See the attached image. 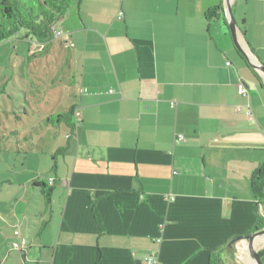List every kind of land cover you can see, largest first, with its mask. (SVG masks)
Masks as SVG:
<instances>
[{"label": "crops", "instance_id": "0c3cea01", "mask_svg": "<svg viewBox=\"0 0 264 264\" xmlns=\"http://www.w3.org/2000/svg\"><path fill=\"white\" fill-rule=\"evenodd\" d=\"M224 7L225 0H74L58 28L68 38L37 40L30 56L57 51L64 66L55 67L54 103L20 128L40 142L57 132L47 155L59 154L47 161L46 178L39 169L25 179H54L50 214L31 230L38 249L31 256L34 245H26L25 264H145L149 254L161 264H209L224 247L223 264H248L246 241L228 243L251 233L262 214L251 183L264 162V73L241 57ZM232 11L241 46L264 64V0H232ZM238 105H249L256 121ZM28 185L23 213L11 214L20 224Z\"/></svg>", "mask_w": 264, "mask_h": 264}, {"label": "rangeland", "instance_id": "374dc122", "mask_svg": "<svg viewBox=\"0 0 264 264\" xmlns=\"http://www.w3.org/2000/svg\"><path fill=\"white\" fill-rule=\"evenodd\" d=\"M51 15L52 18H55V27H63L60 24L61 19H58V16L53 12ZM26 35H29L28 39ZM37 44L36 36L25 28H20L8 39L0 41V264H25L22 259L25 249L13 248L14 243L20 241L19 235H16L15 231L22 230L24 232L28 247L29 244L34 245L31 250V256H34L38 249V236L31 230L34 229L36 232L41 230L44 223L40 221V214H50V206H46L43 202V194L39 187H33L28 181L27 223L20 224L11 216V214L23 213V202L26 200L22 195H24L25 184H28V182L25 183V179L34 175L35 172L48 170L44 175L46 178L50 173V168L47 169V161L56 156L59 158V154H55L56 152L54 155H47L53 138L58 136L57 132L55 137L48 134L43 136V140L40 142V138L36 136L37 133L30 134L25 139V135H22V129H20L24 126L23 123L31 125L29 120H35L38 110L42 108L46 110L54 103L56 98L55 90L51 89L53 88L52 79L55 77L57 68L64 66L57 51L52 50L45 60L40 57L34 59L30 56L29 51L36 50ZM54 44L57 45L56 42ZM5 110L15 112L13 114L19 117L22 115V119L8 121ZM25 110L29 113L30 119L25 117ZM56 114L53 116L55 121L58 116ZM3 124L8 130L3 129ZM60 131V139H62L65 133H63V129ZM41 146L45 150L44 154H41ZM39 169L42 171H38ZM31 188L36 189V192H31ZM51 227L50 224H47L46 241L52 238ZM44 235L45 233H43V238ZM12 238L14 239L12 240ZM254 245L256 248L263 247V245L258 246L257 243ZM246 249L245 251L248 252ZM236 259L239 264H244L241 259ZM27 264L36 263L29 262Z\"/></svg>", "mask_w": 264, "mask_h": 264}, {"label": "trees", "instance_id": "16d2710c", "mask_svg": "<svg viewBox=\"0 0 264 264\" xmlns=\"http://www.w3.org/2000/svg\"><path fill=\"white\" fill-rule=\"evenodd\" d=\"M73 1L0 0V41L8 39L20 28H25L29 33L34 34L38 41L44 42L52 40L54 38L52 26H55V18H52L51 12L55 13L59 19L66 13ZM217 8L219 6L209 9V15L214 14L218 10ZM241 57L248 65L242 54ZM63 117L64 115L57 116V118ZM32 186L39 187L45 203H50L54 189L51 184H47L43 180H34ZM251 189L254 197L262 206V214L259 215L257 224L252 229L253 232L264 227V162L260 164L253 175ZM224 249H227V247L213 250L209 264H223L222 258L218 257L217 259V256H220V252ZM258 254L264 264V247L259 249Z\"/></svg>", "mask_w": 264, "mask_h": 264}, {"label": "water", "instance_id": "95a60500", "mask_svg": "<svg viewBox=\"0 0 264 264\" xmlns=\"http://www.w3.org/2000/svg\"><path fill=\"white\" fill-rule=\"evenodd\" d=\"M225 13H226V19H227V24L229 26V29L231 31V35L234 41V44L237 48V50L245 57L246 61L248 62V64L264 73V64L259 63L258 61H253L250 56L247 54V52L245 51V49L241 46L239 40H238V36H237V24L233 15V11H232V0H225V7H224ZM264 236V227L258 230H255L247 235H243V236H237L233 239H231L228 243V247L230 248H234L235 247V243L237 241H241L244 240L247 243V249H248V255L249 257L253 260L254 264H263V261L261 260L258 251L260 248H256L254 243L255 241Z\"/></svg>", "mask_w": 264, "mask_h": 264}, {"label": "built area", "instance_id": "2783aa9c", "mask_svg": "<svg viewBox=\"0 0 264 264\" xmlns=\"http://www.w3.org/2000/svg\"><path fill=\"white\" fill-rule=\"evenodd\" d=\"M52 32H53L54 39L66 40L68 38L67 32L62 31L55 26H52ZM227 65H230V62H227ZM237 89L241 95H243V96L248 95L247 86L243 80H239V82L237 83ZM236 109H237V111H243L244 114L247 116V118L251 122L254 123L256 121L253 110L249 105H246L244 107L241 105H238V106H236ZM179 138H182V136H179ZM53 181H54V179H53V177H51L49 179V184L52 185ZM15 234L19 235L18 237L20 238V241L14 243L13 248L20 249V250L25 249L26 245H27L26 239L20 235L19 231H15ZM145 264H161V262L157 256H155L153 254H149L145 257Z\"/></svg>", "mask_w": 264, "mask_h": 264}, {"label": "bare ground", "instance_id": "6f19581e", "mask_svg": "<svg viewBox=\"0 0 264 264\" xmlns=\"http://www.w3.org/2000/svg\"><path fill=\"white\" fill-rule=\"evenodd\" d=\"M255 243H257V244H259V245H264V236H262V237H260V238H258L256 241H255ZM254 243V244H255ZM246 253H248L247 251H245ZM247 263L248 264H254L253 263V260L249 257V259H247Z\"/></svg>", "mask_w": 264, "mask_h": 264}]
</instances>
